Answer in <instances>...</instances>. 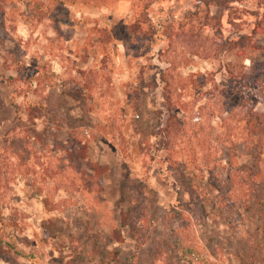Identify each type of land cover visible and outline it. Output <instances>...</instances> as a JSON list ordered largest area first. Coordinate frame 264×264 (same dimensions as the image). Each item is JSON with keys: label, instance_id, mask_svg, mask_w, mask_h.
Instances as JSON below:
<instances>
[{"label": "rangeland", "instance_id": "rangeland-1", "mask_svg": "<svg viewBox=\"0 0 264 264\" xmlns=\"http://www.w3.org/2000/svg\"><path fill=\"white\" fill-rule=\"evenodd\" d=\"M195 3L0 0V264H264V0Z\"/></svg>", "mask_w": 264, "mask_h": 264}, {"label": "trees", "instance_id": "trees-1", "mask_svg": "<svg viewBox=\"0 0 264 264\" xmlns=\"http://www.w3.org/2000/svg\"><path fill=\"white\" fill-rule=\"evenodd\" d=\"M236 1H240V0H196V3H195V12H198V9L201 10V7L205 4L208 8L210 7V5L212 3H217V4H222V5H226L227 7H229V3H232V2H236ZM210 12L208 13H205L204 12V17L206 18V20L210 21L211 17L209 16ZM150 26L146 27V28H142L140 26H137V24H131V29H133L135 32H138L140 30L143 31L144 35L147 36V34L151 33L152 35L157 33V27L152 24V23H149ZM151 30V32H149ZM174 109V104L172 103L170 97H166L165 98V101L163 102V107H161V109L159 110V113L161 114L164 110H167L169 111L170 115H174L176 113H172ZM164 121H162L163 123ZM85 147V146H84ZM83 154H84V151H82ZM82 157V156H81ZM88 163V168H89V172L91 173L90 171V167L92 169V173L91 174H95V175H99L101 170H103L104 166H101L99 165L98 163H92V161H87Z\"/></svg>", "mask_w": 264, "mask_h": 264}]
</instances>
